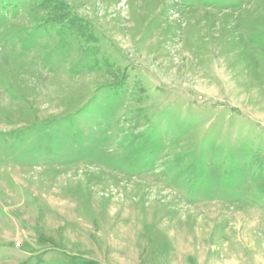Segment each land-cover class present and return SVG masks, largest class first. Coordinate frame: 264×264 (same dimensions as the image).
<instances>
[{
	"label": "rangeland",
	"instance_id": "obj_1",
	"mask_svg": "<svg viewBox=\"0 0 264 264\" xmlns=\"http://www.w3.org/2000/svg\"><path fill=\"white\" fill-rule=\"evenodd\" d=\"M43 1L0 0V264H264V0Z\"/></svg>",
	"mask_w": 264,
	"mask_h": 264
},
{
	"label": "trees",
	"instance_id": "obj_2",
	"mask_svg": "<svg viewBox=\"0 0 264 264\" xmlns=\"http://www.w3.org/2000/svg\"><path fill=\"white\" fill-rule=\"evenodd\" d=\"M56 0H44L43 3L47 4V3H51V2H55ZM5 7V6H4ZM58 21H61L60 19H58Z\"/></svg>",
	"mask_w": 264,
	"mask_h": 264
}]
</instances>
